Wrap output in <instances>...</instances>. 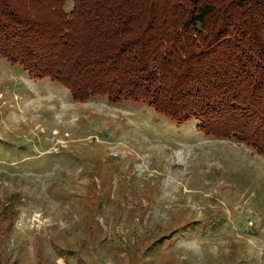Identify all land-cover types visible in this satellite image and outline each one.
Here are the masks:
<instances>
[{
  "label": "rangeland",
  "instance_id": "1",
  "mask_svg": "<svg viewBox=\"0 0 264 264\" xmlns=\"http://www.w3.org/2000/svg\"><path fill=\"white\" fill-rule=\"evenodd\" d=\"M5 208L0 264H264L263 156L0 56Z\"/></svg>",
  "mask_w": 264,
  "mask_h": 264
},
{
  "label": "trees",
  "instance_id": "2",
  "mask_svg": "<svg viewBox=\"0 0 264 264\" xmlns=\"http://www.w3.org/2000/svg\"><path fill=\"white\" fill-rule=\"evenodd\" d=\"M0 56L264 157V0H0Z\"/></svg>",
  "mask_w": 264,
  "mask_h": 264
}]
</instances>
